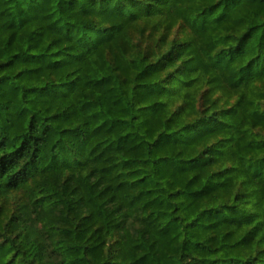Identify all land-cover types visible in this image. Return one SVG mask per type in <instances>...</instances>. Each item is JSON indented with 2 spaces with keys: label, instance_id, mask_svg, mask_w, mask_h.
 Wrapping results in <instances>:
<instances>
[{
  "label": "trees",
  "instance_id": "obj_1",
  "mask_svg": "<svg viewBox=\"0 0 264 264\" xmlns=\"http://www.w3.org/2000/svg\"><path fill=\"white\" fill-rule=\"evenodd\" d=\"M0 264H264V0H0Z\"/></svg>",
  "mask_w": 264,
  "mask_h": 264
}]
</instances>
